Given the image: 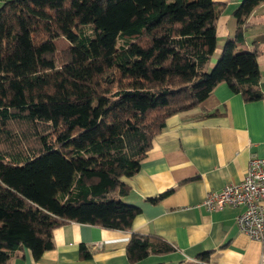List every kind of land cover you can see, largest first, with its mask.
<instances>
[{
    "label": "trees",
    "instance_id": "trees-1",
    "mask_svg": "<svg viewBox=\"0 0 264 264\" xmlns=\"http://www.w3.org/2000/svg\"><path fill=\"white\" fill-rule=\"evenodd\" d=\"M263 1L241 4L240 25ZM220 13L213 0L4 2L0 264L23 250L40 260L68 222L131 231L140 209L123 200L126 180L168 119L224 83L247 102L264 97L258 46L239 48L241 28L214 61ZM172 251L132 233L126 254L139 264ZM81 258H91L85 246Z\"/></svg>",
    "mask_w": 264,
    "mask_h": 264
},
{
    "label": "crops",
    "instance_id": "crops-1",
    "mask_svg": "<svg viewBox=\"0 0 264 264\" xmlns=\"http://www.w3.org/2000/svg\"><path fill=\"white\" fill-rule=\"evenodd\" d=\"M213 1L221 10L214 61L241 28L239 48L258 46L264 95V1L242 25L235 13L245 0ZM212 113L217 114L208 116ZM251 157L264 159V97L247 102L220 84L200 107L168 119L140 171L126 180L129 193L123 200L140 209L131 231L68 222L53 231L54 248L40 260L23 250L15 264H131L126 250L132 233L155 235L173 247L139 264H260L264 244L236 222L243 207L200 206L210 193L241 183ZM82 246L91 258H81Z\"/></svg>",
    "mask_w": 264,
    "mask_h": 264
},
{
    "label": "built area",
    "instance_id": "built-area-1",
    "mask_svg": "<svg viewBox=\"0 0 264 264\" xmlns=\"http://www.w3.org/2000/svg\"><path fill=\"white\" fill-rule=\"evenodd\" d=\"M200 206L208 211L225 206L243 207L244 211L236 218L237 225L249 238L264 244V159L251 157L241 183L210 193ZM260 264H264V250Z\"/></svg>",
    "mask_w": 264,
    "mask_h": 264
},
{
    "label": "rangeland",
    "instance_id": "rangeland-1",
    "mask_svg": "<svg viewBox=\"0 0 264 264\" xmlns=\"http://www.w3.org/2000/svg\"><path fill=\"white\" fill-rule=\"evenodd\" d=\"M64 46V43H61L60 45H59V51L61 50L60 49V47H63ZM215 64V63H214Z\"/></svg>",
    "mask_w": 264,
    "mask_h": 264
}]
</instances>
